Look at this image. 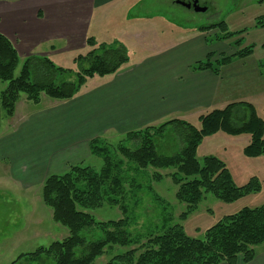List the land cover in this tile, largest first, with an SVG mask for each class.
<instances>
[{
    "label": "trees",
    "instance_id": "trees-1",
    "mask_svg": "<svg viewBox=\"0 0 264 264\" xmlns=\"http://www.w3.org/2000/svg\"><path fill=\"white\" fill-rule=\"evenodd\" d=\"M258 2L263 3L264 0ZM256 25L264 26V15L257 18ZM198 30L221 32L215 37L219 42L236 33L228 32L224 21L201 24ZM208 40L211 41L210 37ZM240 40L234 41L233 54H220L213 61L214 54L208 53L204 59L192 64L191 70H210L218 75L220 68L231 59L246 58L252 51L251 46L240 47ZM85 44L90 49L74 58L80 64L76 78L56 83L57 76L69 70L37 54L26 56L15 75L19 64L18 52L13 43L0 33V81L5 83L0 91V107L5 114L8 117L14 115L21 93L34 104L40 103L42 95L53 100H69L87 80L114 74L129 61L122 44L110 46L97 42L93 36H88ZM237 109H242L246 115L239 123H235L234 118ZM198 120L199 126L175 118L157 126L132 130L124 134L129 145L121 142L116 147V151L133 163L137 171L148 167L172 169L168 175L177 187L175 199L186 206L179 215L181 221L198 208L205 194L230 203L258 192L261 186L254 177L243 185H236L226 163L216 156L207 155L201 162L197 158L202 140L218 132L231 136L246 134L249 141L243 153L248 157L264 155V121L253 105L244 101L232 102L200 115ZM168 127H173L178 134L177 142L171 143L177 151L158 153L157 140ZM89 150L91 155L102 158L99 170L80 163L71 164L65 172L51 174L42 182L41 199L51 208L52 219L68 229V235L47 247L40 246L32 252L22 253L10 264H92L106 247L113 246L128 249L114 254L104 264H250L256 250L264 248V204L243 207L236 213L222 216L204 231L202 238L191 237L178 223L170 225L166 221L155 232L144 235L143 240L139 234L133 235L128 231L127 216L97 220L90 210L103 204L119 206L124 211L123 160L112 157L113 148L100 138L89 142ZM153 176L156 181L162 179L160 173ZM94 232L99 234L98 238L92 236Z\"/></svg>",
    "mask_w": 264,
    "mask_h": 264
},
{
    "label": "rangeland",
    "instance_id": "rangeland-1",
    "mask_svg": "<svg viewBox=\"0 0 264 264\" xmlns=\"http://www.w3.org/2000/svg\"><path fill=\"white\" fill-rule=\"evenodd\" d=\"M131 1L134 2L135 0ZM200 1L210 6L211 11L209 13L192 11L193 15L184 17L183 8L178 9V6L173 5L171 0L169 3L168 0H141L133 12L139 15L163 16V19L160 17L158 18L160 21L152 24L154 27L156 24L165 25L159 29L166 28L167 34L171 33L169 29H173L174 26L178 28L177 23H181L182 26L192 23L201 25L224 21L228 32L236 33L233 37L226 39L225 43H220V46L222 44L225 47H227V44L231 46L235 40L241 38L240 47L251 46L252 50L241 61L242 67L244 63V74L232 81L233 92L235 93L236 90L244 91L247 95L252 96L255 105L252 104L253 102L251 104L257 115L264 121V26L256 25L257 18L264 15V2L260 3L258 0ZM110 10L101 24V28L96 32L99 39L93 37L97 42H103L110 46L115 45V43L124 45L129 57L141 54L139 50H142V53L148 51L147 48L151 41L149 38L155 40L164 33V30H158V27H156L157 37L146 36L143 39L132 38L129 40L116 39L122 23L123 6H118V13L114 8ZM95 17L96 13L93 16L91 28H97L100 25L95 23ZM8 20L6 22L8 27L15 24L14 20L9 17ZM140 27V24H138L137 28ZM217 34H221V32L212 31L208 33L213 43L217 42L215 41ZM92 35L88 34L87 37ZM31 44V47H37L36 52L39 55L46 56L56 66L69 70L66 73L59 74L55 80L56 83L73 81L80 67V64L76 63L74 58L79 54H85L90 49L82 42L74 41L72 44V40L66 37L60 40H48V42L41 43L39 46H35V43ZM28 55L22 56L21 53L19 54V64L15 70V75L19 73L23 60ZM92 80H87L85 85H89ZM4 86L5 83L0 81V91ZM58 102L63 101L53 100L42 95L40 103L34 104L26 99L24 93H21L12 117H8L0 107V144L5 141L9 134L18 131L23 122L28 120L35 111L46 109L51 104ZM237 110L234 117L235 123H239L246 116L242 109ZM23 114L24 121L21 120ZM181 120L199 126V120L196 116ZM159 124L161 123L155 125ZM177 135L173 127H168L157 140L158 153H175L177 151L176 146L171 147V143L177 142ZM124 138V134L108 133L104 140L102 139L104 144L108 145L109 148H113L112 157L123 160L121 176L124 180L122 185L124 188L122 200L124 211L122 212L119 206L103 204L99 208L90 210V213L99 221L127 216L128 231L133 235L135 233H137L136 235L139 234L138 236L143 240H145L144 235L155 232L156 228H159L166 221L170 225L178 223L183 227L184 232L191 237L202 238L204 231L215 224L222 216L236 213L243 207H258L264 204V155L248 157L243 153V149L249 141V136L246 134L231 136L218 132L208 136L199 145L197 158L200 162L207 155L222 159L226 163L236 185H243L254 177L261 185L260 190L230 203L220 201L211 194H205L198 208L182 221L179 215L185 210L186 206L175 199L177 187L168 175L172 169L148 167L137 171L133 163H129L116 151L118 143L122 142L124 145H129ZM2 149L0 152L3 151ZM8 153H0V264H10L20 254L32 252L40 246L47 247L53 241L61 240L68 235V229L52 219L51 208L46 206L41 199L42 181L34 178L30 172L32 169H28L29 164H37L41 158L28 154L27 150L18 147L11 148ZM80 164L99 170L103 161L98 156L90 155ZM37 169L43 170L42 172L46 171L44 165L38 166ZM66 170H59L55 173H63ZM155 173H160L162 179L156 181L153 176ZM85 235L90 238L88 233H85ZM92 236L98 238L99 234L94 232ZM125 249L128 248L106 247L104 253L97 257L92 264H104L114 254L123 252Z\"/></svg>",
    "mask_w": 264,
    "mask_h": 264
},
{
    "label": "crops",
    "instance_id": "crops-1",
    "mask_svg": "<svg viewBox=\"0 0 264 264\" xmlns=\"http://www.w3.org/2000/svg\"><path fill=\"white\" fill-rule=\"evenodd\" d=\"M140 1L0 0V33L22 56L39 55L37 47H31V43L39 46L48 40L66 37L72 44L77 41L84 45L88 34L98 38L96 32L110 9L114 8L118 13V6H123V18L116 39L157 37L156 27L164 30L160 38H149L148 51L142 53L139 50L142 55L129 57L128 63L116 73L91 78L92 82L84 85L73 98L39 109L26 121L23 114V124L0 144V150L5 148L0 153L18 147L40 157V162L29 164L28 169H32L34 178L43 182L47 176L90 156L89 142L94 138L104 140L108 133L125 134L175 118H198L232 102H253L255 105L253 97L244 91L233 92L232 81L244 74L243 59H231L220 68L218 75L210 70H191V65L208 53L214 54L213 61L220 54H233L232 45L225 47L220 46L225 43L223 41H209L208 33L198 30L199 25L195 23L182 26L177 23L178 28H167L171 32L167 34L166 28L159 29L165 25L154 27L152 24L163 16L133 12ZM171 1L178 9L183 8L184 17L193 15L192 11L201 12L176 0ZM196 5L207 6L206 13L211 11L210 6L200 0ZM94 13L95 23L100 24L97 28H91ZM8 17L15 22L10 27L6 23ZM138 24L140 28H137ZM41 165L46 171L37 169ZM250 264H264V248L256 250Z\"/></svg>",
    "mask_w": 264,
    "mask_h": 264
},
{
    "label": "flooded vegetation",
    "instance_id": "flooded-vegetation-1",
    "mask_svg": "<svg viewBox=\"0 0 264 264\" xmlns=\"http://www.w3.org/2000/svg\"><path fill=\"white\" fill-rule=\"evenodd\" d=\"M178 2H180L181 4H184V6L188 7V8H192V9H197L199 7H206V10H207V6H200V5H196L195 0H188L187 2L185 1H182V0H176ZM197 1V0H196ZM204 12V11H203Z\"/></svg>",
    "mask_w": 264,
    "mask_h": 264
},
{
    "label": "water",
    "instance_id": "water-1",
    "mask_svg": "<svg viewBox=\"0 0 264 264\" xmlns=\"http://www.w3.org/2000/svg\"><path fill=\"white\" fill-rule=\"evenodd\" d=\"M194 3H196V0H195V2ZM198 10H201V11H205L206 10V7H199V8H197Z\"/></svg>",
    "mask_w": 264,
    "mask_h": 264
}]
</instances>
